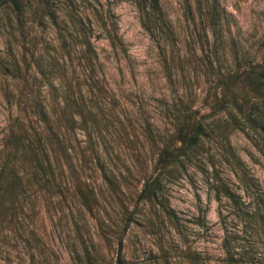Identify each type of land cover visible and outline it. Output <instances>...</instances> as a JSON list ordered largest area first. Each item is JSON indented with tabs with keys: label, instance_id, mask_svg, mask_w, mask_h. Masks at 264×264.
I'll use <instances>...</instances> for the list:
<instances>
[{
	"label": "rangeland",
	"instance_id": "rangeland-1",
	"mask_svg": "<svg viewBox=\"0 0 264 264\" xmlns=\"http://www.w3.org/2000/svg\"><path fill=\"white\" fill-rule=\"evenodd\" d=\"M22 4L24 24L20 26V20L13 17L12 34H0V119L7 107L3 93L15 94L12 103L16 104L20 93L34 88L32 57L42 55L45 60L43 47L58 43L47 13L72 32L71 23L80 22L103 62L106 85L115 102L113 126L101 129L104 142L99 141L98 148L122 174L124 166L115 158L126 165L133 163L128 169L134 195L143 181L157 173L151 168L156 148L143 137V130L149 125L153 135L170 139L172 125L166 109L177 105L164 83L157 47L139 23L136 3L22 0ZM158 4L180 55L173 65L185 112L209 113L221 92L234 96L242 110L220 111L207 120L213 132L188 151L171 176L162 179L155 198L137 205L135 219L122 236L119 262L116 245L105 246L93 218L87 212L80 216L70 205L71 212L65 208L45 219V264H72L68 244L77 233L87 239L86 228L99 245L100 264H195V258L198 264H209V253H218L221 239L238 252L236 259L242 257L235 264H264V110L253 116L252 123L243 120L249 101L258 100L263 91L248 88L240 80L244 69L261 60L264 0H158ZM98 5L112 14L122 42L123 52L116 58L97 31ZM40 19H45L44 27L38 24ZM39 88L44 90V83ZM24 104L25 100L18 103ZM231 116L239 126L231 124ZM133 157L145 161V170H139ZM98 201L93 206L105 219L108 207L101 198ZM126 205L128 210L134 207V196Z\"/></svg>",
	"mask_w": 264,
	"mask_h": 264
},
{
	"label": "trees",
	"instance_id": "trees-1",
	"mask_svg": "<svg viewBox=\"0 0 264 264\" xmlns=\"http://www.w3.org/2000/svg\"><path fill=\"white\" fill-rule=\"evenodd\" d=\"M134 2L142 29L157 47L164 83L177 103L166 109L172 125L170 139L153 135L149 125L143 127V137L156 148L151 168L157 173L143 181L133 195L135 190L131 189L133 180H129L128 169L133 163L126 165L116 157L117 163L124 166L122 174L112 158L99 150V141L104 142L101 129L107 131L113 126L115 104L106 85L103 62L80 22L71 23L75 27L72 32L62 20L57 22L56 16L47 13L58 43L43 47L45 60L42 55L32 57L36 69L31 78L34 88L20 93L17 106L12 103L15 94L3 93L7 107L0 119V264H45V219L53 213H63L65 208L71 212L70 205L80 216L87 212L93 218V227L105 246L116 245L119 262L122 236L135 219L137 205L155 198L162 179L171 176L182 165L188 151L213 132L207 120L220 111L241 112V103L224 92L210 105L209 113L185 112L174 73L173 63L180 55L173 31L158 0ZM95 11L97 31L116 58L123 47L112 14L99 5ZM23 16L22 0H0V34H12V18L20 20L22 26ZM44 20L38 23L41 27L45 26ZM240 76L244 86L263 91L258 100L249 101L248 111L243 115L244 122L252 123L253 116L264 110V44L260 62L249 65ZM42 83L44 90L39 88ZM20 100L26 104L19 106ZM182 117V123L177 125ZM231 118V124L239 126L236 117ZM79 134L83 139L78 138ZM133 159L138 162L139 170H145L143 159ZM133 196L135 205L128 210L126 203ZM98 197L108 207L104 211L105 219L97 215L93 206L99 205ZM87 230V239L77 233L76 240L68 244L72 264H100L99 245L90 239ZM233 248L221 239L218 253H209V264L212 261L235 264L242 257L236 259L238 252ZM194 263L198 264L196 258Z\"/></svg>",
	"mask_w": 264,
	"mask_h": 264
}]
</instances>
